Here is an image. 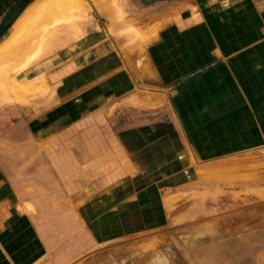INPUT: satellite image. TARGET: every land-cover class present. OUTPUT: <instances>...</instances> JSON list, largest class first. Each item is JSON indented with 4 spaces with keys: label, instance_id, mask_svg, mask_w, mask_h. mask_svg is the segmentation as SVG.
Segmentation results:
<instances>
[{
    "label": "crops",
    "instance_id": "0c3cea01",
    "mask_svg": "<svg viewBox=\"0 0 264 264\" xmlns=\"http://www.w3.org/2000/svg\"><path fill=\"white\" fill-rule=\"evenodd\" d=\"M203 1L167 23L181 2L162 0L168 6L138 23L156 32L149 38L152 88L145 99L149 110L163 113L147 124L113 133L100 123V106L90 107L91 83L111 76L102 41L89 43L81 60L54 67L49 60L24 73L60 82L53 88L64 105L7 124L0 117V264H71L97 247L169 224L175 188L162 183L169 173H193L194 187L211 192L228 187L229 175L239 181L237 190L251 187L243 176L264 164V2ZM117 67L107 82L121 77ZM130 90L114 84L103 95ZM186 143L200 159L192 169L184 166L192 159ZM253 188L264 193V186ZM205 204L189 210L200 214ZM240 238L241 264H263L262 248L247 243L250 234Z\"/></svg>",
    "mask_w": 264,
    "mask_h": 264
},
{
    "label": "rangeland",
    "instance_id": "374dc122",
    "mask_svg": "<svg viewBox=\"0 0 264 264\" xmlns=\"http://www.w3.org/2000/svg\"><path fill=\"white\" fill-rule=\"evenodd\" d=\"M38 1L0 0V39L11 33L19 18ZM85 1L87 6L84 16L69 30V36L64 37L62 34L58 36L59 39H55L47 46L36 60L29 62L23 73L33 69L38 63L49 60H52L53 67L57 64L64 65L67 61L72 62L74 56L81 60L82 50L84 53L90 50L89 43L97 44L102 41L110 51L103 63L107 73L113 76L97 78L91 83L93 87L90 90V107L100 106L99 117L105 119V122L102 119L100 123H105L104 128L117 133L131 125L141 126L153 121L163 113L159 110H149L147 98L145 99L152 88L149 87V38L156 32L149 29L146 31L144 26L141 27L138 23L148 22L149 16L153 12L161 11L163 5L168 6L167 3L172 6L181 2L176 6L183 10L186 5L201 6L204 1L166 0L168 2L163 4L162 0H113L121 13L120 18H113V21H108L98 14L95 8L98 0ZM103 7L109 6L104 4ZM194 10L192 8L193 12ZM108 11L117 16L111 9ZM171 15L172 11L165 22L170 23ZM59 32H62V27L58 28L57 35ZM95 53L90 54V61L97 57ZM85 62L81 61L79 64ZM116 67L121 70L115 74L120 75L123 72L125 75L122 74V78L118 76L115 81L107 82V79L114 78V72L111 71H115ZM44 77L46 90L43 93H28L24 105L0 100V117L6 115V124L15 122L21 116L33 117L45 109H49L45 111L48 114L54 112V108L64 105L57 100L53 88L60 82L54 83L46 73ZM114 84L130 85L132 90L119 96L103 95V92L108 91ZM135 103L138 107L133 106ZM79 112L80 109L76 111L77 114L81 113ZM171 112L169 111L174 118ZM189 155L192 159L188 161L189 164L187 160L184 161L186 169L199 164L200 161L193 157L190 147ZM250 170L249 174L243 176V182L251 185L249 189L237 190L236 184L239 181L235 176L229 175L233 181L228 183V187L215 192L200 185L194 187L193 173H187L185 176L169 173V182L165 181L168 176L162 182L170 188H175L171 189L174 193L168 196L172 201H167L169 202L167 214L171 217L169 224L159 223L152 229L149 228V231L97 247L71 264H241L243 255L238 253L241 252L242 246L240 237L249 234L247 243L250 242L251 249L258 245L262 248L259 258L264 264V193L253 188L264 186V164H256ZM177 184L181 188L177 187ZM163 189L161 188L166 191L169 188ZM158 191L154 192L157 194ZM198 201L200 203L206 201V204L201 206L200 214L189 210L197 209ZM185 209L190 212L186 219L181 217L173 219L177 213ZM253 255L258 257L256 253Z\"/></svg>",
    "mask_w": 264,
    "mask_h": 264
},
{
    "label": "bare ground",
    "instance_id": "6f19581e",
    "mask_svg": "<svg viewBox=\"0 0 264 264\" xmlns=\"http://www.w3.org/2000/svg\"><path fill=\"white\" fill-rule=\"evenodd\" d=\"M104 4L109 7L104 8ZM86 6L85 0H39L27 9L13 31L0 39V100L24 105L28 93L46 90L45 73L27 79L23 69L59 39L58 36H69V30L83 18ZM95 8L108 21L120 18V10L113 0H98ZM180 10L174 9L172 14ZM59 27L62 32L57 35Z\"/></svg>",
    "mask_w": 264,
    "mask_h": 264
}]
</instances>
